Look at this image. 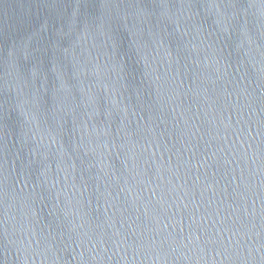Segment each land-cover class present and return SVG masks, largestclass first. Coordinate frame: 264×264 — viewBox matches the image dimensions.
Returning a JSON list of instances; mask_svg holds the SVG:
<instances>
[{
  "label": "water",
  "instance_id": "water-1",
  "mask_svg": "<svg viewBox=\"0 0 264 264\" xmlns=\"http://www.w3.org/2000/svg\"><path fill=\"white\" fill-rule=\"evenodd\" d=\"M0 264H264V0H0Z\"/></svg>",
  "mask_w": 264,
  "mask_h": 264
}]
</instances>
